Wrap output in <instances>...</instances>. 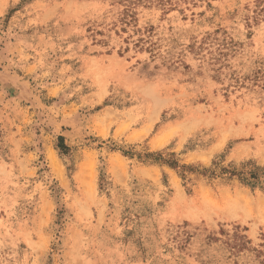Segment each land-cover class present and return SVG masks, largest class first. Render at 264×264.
I'll use <instances>...</instances> for the list:
<instances>
[{
    "label": "rangeland",
    "instance_id": "rangeland-1",
    "mask_svg": "<svg viewBox=\"0 0 264 264\" xmlns=\"http://www.w3.org/2000/svg\"><path fill=\"white\" fill-rule=\"evenodd\" d=\"M194 2L0 0V264H264V17Z\"/></svg>",
    "mask_w": 264,
    "mask_h": 264
},
{
    "label": "trees",
    "instance_id": "trees-1",
    "mask_svg": "<svg viewBox=\"0 0 264 264\" xmlns=\"http://www.w3.org/2000/svg\"><path fill=\"white\" fill-rule=\"evenodd\" d=\"M115 2L119 3V4H123L124 5V9H123V16H122V21L124 23H131L132 20L135 18V9L138 6L141 5H152V4H156V5H160L163 6L166 9H171L173 7H176L177 5H179V3L183 0H114ZM185 2H190V3H195V0H184ZM257 17H264V0H256V8H255ZM143 39H139L138 42L140 43V41H142ZM60 144L59 147L61 148V150H66L67 146L63 143L64 138L60 137ZM207 171V170H206ZM228 171V170H226ZM214 173V172H213ZM237 172L232 171V174H236ZM245 172L243 173H239V175H241V180L251 186L252 188H254L255 186H257L258 184H261L262 182H264V171H260V172H255V171H251L250 172V176H245L244 175Z\"/></svg>",
    "mask_w": 264,
    "mask_h": 264
},
{
    "label": "bare ground",
    "instance_id": "bare-ground-1",
    "mask_svg": "<svg viewBox=\"0 0 264 264\" xmlns=\"http://www.w3.org/2000/svg\"><path fill=\"white\" fill-rule=\"evenodd\" d=\"M55 162V161H54ZM56 163V162H55Z\"/></svg>",
    "mask_w": 264,
    "mask_h": 264
}]
</instances>
